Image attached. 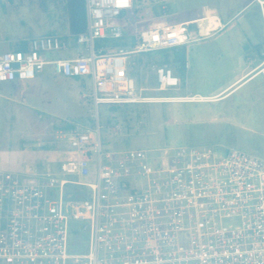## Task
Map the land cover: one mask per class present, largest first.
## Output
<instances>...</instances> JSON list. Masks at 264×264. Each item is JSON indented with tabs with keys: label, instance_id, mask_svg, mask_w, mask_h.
<instances>
[{
	"label": "built area",
	"instance_id": "built-area-1",
	"mask_svg": "<svg viewBox=\"0 0 264 264\" xmlns=\"http://www.w3.org/2000/svg\"><path fill=\"white\" fill-rule=\"evenodd\" d=\"M132 5L85 0L86 29L73 44L43 35L0 52V82L33 79L45 66L62 77H87L96 113L92 127L70 130L60 173L34 163L22 173L0 170V264H264V157L237 148L102 144L98 106L161 99L136 89L128 57L194 39L190 22L161 20L142 28L133 46H96L126 35L121 16ZM202 20L193 23L199 38L211 31L206 21L201 32ZM59 51L70 54L44 57ZM149 67L159 90L179 84L167 63ZM250 72L264 78V58ZM68 184L87 192L65 198ZM73 229L84 234L83 252L70 251Z\"/></svg>",
	"mask_w": 264,
	"mask_h": 264
},
{
	"label": "rangeland",
	"instance_id": "rangeland-1",
	"mask_svg": "<svg viewBox=\"0 0 264 264\" xmlns=\"http://www.w3.org/2000/svg\"><path fill=\"white\" fill-rule=\"evenodd\" d=\"M14 6L6 4L0 8V52L16 49L15 42L24 37L44 35L46 32L60 34L65 25L66 14L64 0H17ZM207 0H135L142 5L143 14H160L164 19L175 22H190V32L195 34V18L201 17L200 12ZM32 6L31 14L24 6ZM156 9V12L154 11ZM29 17H34L30 22ZM48 17L52 23H43ZM22 21L24 23H22ZM27 23V24H26ZM151 24V23H150ZM126 29V25L123 24ZM106 42V43H105ZM205 42V41H204ZM202 42V43H204ZM99 43V44H97ZM107 40L96 41V46H108ZM163 49L148 54L151 58L178 61L183 57L182 50ZM116 50V49H113ZM204 57V50H200ZM139 55V54H138ZM44 57L53 59L66 57V51L46 52ZM137 55L127 59L128 72L135 80L136 89L144 85L141 76L146 72L152 60H141L137 63ZM155 61V60H154ZM172 69V67H171ZM234 68L229 66H208L206 71L207 87H216L227 80ZM173 70V69H172ZM174 73V72H173ZM176 75V74H175ZM143 81V82H142ZM145 86V85H144ZM151 87H158L151 82ZM193 83L187 88H170L154 92L153 95L193 94ZM202 87V85H201ZM192 89V90H191ZM203 91L202 88H198ZM0 94L15 98L19 97L20 115L15 119L0 121V148L10 151V161H1L0 170L22 173L31 162H18L19 148L36 153L37 159L46 157L44 167L54 173H60V154L65 149L69 132L74 128L93 126L96 113L90 98L91 86L87 77L66 78L55 75L50 66L37 72L35 78L13 83L0 82ZM149 96V94H144ZM151 97V96H150ZM156 97V96H152ZM224 101L218 102H170V103H137L122 105L118 109L108 105L98 106L97 119L101 126L102 144L111 150L144 149L152 150L163 147L188 145L193 147L208 146L218 151L237 148L248 153L264 157V78L255 77L246 80L229 92ZM209 110L217 112L230 111L231 121L238 126L223 123L180 124L179 119L187 118L194 112ZM22 115V116H21ZM1 118V117H0ZM2 119V118H1ZM170 119L168 122L165 121ZM22 133L20 139L15 137ZM19 136V135H18ZM25 143L14 146V140ZM45 151H49L45 153ZM45 157V158H46ZM34 163V162H33ZM71 179L70 176H64ZM85 188L68 184L64 187L65 198H81L86 194ZM71 238V237H70ZM85 248V244H84ZM83 248V249H84Z\"/></svg>",
	"mask_w": 264,
	"mask_h": 264
},
{
	"label": "crops",
	"instance_id": "crops-1",
	"mask_svg": "<svg viewBox=\"0 0 264 264\" xmlns=\"http://www.w3.org/2000/svg\"><path fill=\"white\" fill-rule=\"evenodd\" d=\"M16 2L21 3V1L17 0H0V5L3 4L5 6L8 4V7H13ZM15 7V6H14ZM0 8H3L0 6ZM15 8H23V7H15ZM27 9V12L31 14L32 6H24ZM64 11L65 7L63 5ZM201 17L195 18L198 20L199 18L206 17V21L211 24V31L204 37H198V32L196 28L195 34H191L192 41L182 44L180 46H175L170 49H174L176 47L177 50H182L184 55L178 61L176 58L171 61L167 60H159L154 59L148 56L149 53L137 54L140 58H137V63L139 59L143 60H152L155 63H167L170 67H172V72L176 74L179 78V84L173 88H182L185 89L187 86H191L194 83L195 90L193 94H181V95H153L152 93L160 92L156 87H151V82H157L155 74L153 70L147 66L146 72H142L141 76L143 81L145 82L141 85L140 88L144 89V94H149V96L160 97L161 99L155 100L149 103H170V102H218L224 101L227 99L225 96L235 89L239 84L246 80H253L255 77L260 75H254L251 69L261 60V55H264V7H261L257 0H207L205 5L202 7ZM65 25L62 28V32L60 34H55L51 32L43 33L44 35H55L62 38L67 39L72 44L74 43V36L69 33L68 30V17L65 11ZM29 21H35V18L29 17ZM52 23L55 20H49L48 17L44 18L43 23L48 24ZM203 21V20H202ZM203 21V22H206ZM185 22H191V20H186ZM22 23H24L22 21ZM172 23H177L172 21ZM27 24V23H26ZM195 25V24H193ZM196 26V25H195ZM201 26V25H200ZM202 27V26H201ZM190 30V24H189ZM203 32V27L201 29ZM201 34V33H199ZM43 36V35H39ZM37 37V36H35ZM34 37H24L15 42L16 49L18 46H24L28 40ZM205 41V42H204ZM204 42V43H202ZM167 49V48H166ZM169 49V48H168ZM14 50V49H12ZM200 50H204V57L200 53ZM160 51V50H159ZM70 52H66V56H68ZM155 60V61H154ZM229 66L232 69L230 75L227 80L217 85L216 87H207L206 80V71L203 70L204 67L208 66ZM6 82V83H13ZM202 85V87H201ZM198 88H202L203 91H199ZM192 90V89H191ZM164 97V98H162ZM19 97L13 98L10 96H5L0 94V121H6L7 117L9 120H14L15 115L20 112V105L18 102H22L18 99ZM131 105V104H130ZM22 116V115H21ZM6 118V119H5ZM167 119L165 121H169ZM180 124H184L185 122L193 123V124H207L212 125L214 123H223L228 126H238V122L231 121L230 111L225 110L211 112L209 110H202L199 112H194L187 118H180ZM19 135V136H18ZM15 137L20 139L22 133L18 134ZM18 141H13L14 146H18L21 144L22 146L25 143H21ZM182 146V145H177ZM49 151H45L48 153ZM11 152L6 150H2L0 148V162L8 161L14 157L8 156ZM19 156L18 162H31L40 167L45 166L47 164V159L49 158L43 157L37 159V163H35L36 153L28 151L25 148H19L17 152ZM1 169V168H0Z\"/></svg>",
	"mask_w": 264,
	"mask_h": 264
},
{
	"label": "trees",
	"instance_id": "trees-1",
	"mask_svg": "<svg viewBox=\"0 0 264 264\" xmlns=\"http://www.w3.org/2000/svg\"><path fill=\"white\" fill-rule=\"evenodd\" d=\"M64 7L68 17L69 33L76 36L84 32L86 29L85 0H64ZM154 11L156 12V9H154ZM121 18L123 24L126 25V35L118 40H108L110 42L109 46L111 47L133 46L137 42L139 31L154 21L165 20L172 23V20L164 19V16H160L158 12H156V14H151V16H145L143 14L142 5L137 4L135 0H133L131 9L123 13ZM23 47L24 46H18L17 48L20 49ZM262 58H264V55H261V59ZM111 107H113V110H116L120 105H112ZM84 244V234H78V232L73 229L70 238V251L73 253L83 252Z\"/></svg>",
	"mask_w": 264,
	"mask_h": 264
},
{
	"label": "bare ground",
	"instance_id": "bare-ground-1",
	"mask_svg": "<svg viewBox=\"0 0 264 264\" xmlns=\"http://www.w3.org/2000/svg\"><path fill=\"white\" fill-rule=\"evenodd\" d=\"M200 25L203 27V32L207 31V23H206V22L201 21V22H200ZM201 26H200V27H201ZM202 27H201V29H202ZM201 29H200V30H201Z\"/></svg>",
	"mask_w": 264,
	"mask_h": 264
}]
</instances>
